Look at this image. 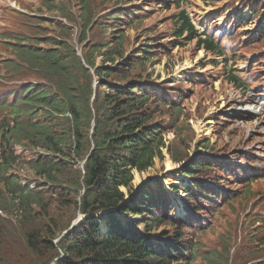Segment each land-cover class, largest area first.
Returning a JSON list of instances; mask_svg holds the SVG:
<instances>
[{
  "label": "rangeland",
  "instance_id": "obj_1",
  "mask_svg": "<svg viewBox=\"0 0 264 264\" xmlns=\"http://www.w3.org/2000/svg\"><path fill=\"white\" fill-rule=\"evenodd\" d=\"M89 1L0 0V129L11 127L14 118L10 117L16 111L34 106L28 105L32 98L8 106L12 93L34 85L64 97L61 82L67 86L68 80L42 70L45 58L41 52L56 51L65 42L63 37L70 38L74 53L63 48L67 56L60 62L80 72L75 54L88 43L115 41L119 30L109 34L100 26L125 11L130 22H126L127 15L118 21L128 37L123 45L125 57L140 49L149 51L143 66L146 71L136 68L134 72H141L156 89L166 85L167 101L177 108L158 117L164 125L162 159L154 158L153 165L143 171L130 168V185L140 187L155 178L172 191L171 185L188 183L181 179L182 165L193 162L196 167L200 158L209 160L214 165L210 172H195L220 192L218 198L212 196L208 207L195 212L197 208L187 205L183 192L176 198L173 193L168 196L174 209L169 215L185 218L190 226L187 235L196 241L191 264H208L199 252L208 258L223 253L227 264L264 263L263 0ZM181 10L189 15L196 36L212 39L222 48V56L206 53L196 38L187 41L173 36V16ZM82 27L88 34L83 43L79 40ZM95 54L97 66L103 55ZM38 66L41 69L36 71ZM79 82L85 89L88 77L81 75ZM93 85L95 89L97 79ZM6 149L12 151L9 145ZM13 149L19 157L28 153L19 145ZM19 165V177L25 173L32 183V173L23 172ZM251 178L255 179L249 182ZM120 189L126 192V187ZM168 231L162 226L153 233L163 236Z\"/></svg>",
  "mask_w": 264,
  "mask_h": 264
},
{
  "label": "trees",
  "instance_id": "obj_2",
  "mask_svg": "<svg viewBox=\"0 0 264 264\" xmlns=\"http://www.w3.org/2000/svg\"><path fill=\"white\" fill-rule=\"evenodd\" d=\"M126 15L121 11L100 26L109 34L119 30L115 41L88 43L82 46L81 55L75 54L80 72L60 62L67 56L63 48L73 52L70 38L63 37L65 42L56 51L39 50L45 58L42 70L68 80L67 86L60 81L64 97L34 85L12 93L8 106L26 98H32L28 105L34 106L16 111L12 126L0 129V264L193 261L196 244L187 235L190 226L184 218L169 215L173 210L168 196L183 192L189 207L198 212L208 207L212 196L218 198L220 192L195 172H210L214 165L204 158L195 162L196 167L193 162L182 165L181 179L188 183L171 185L173 192L158 181L137 190L130 185V168L143 171L153 165L154 158L162 159L164 125L158 117L177 108L167 101L166 85L156 89L141 72H134L136 68L146 71L143 66L149 51L140 49L139 54L125 57L123 45L128 37L118 21L123 22ZM173 24V36L187 41L196 38L197 46L206 53L223 55L212 39L196 36L185 10L173 16ZM81 32L83 43L88 34L83 27ZM98 51L103 60L96 66ZM90 69L97 77L95 89ZM81 75L88 77L85 89L79 82ZM16 145L27 155L19 157L13 149ZM19 164L23 172L32 173V183L25 173L19 177ZM78 213L83 215L80 221L67 230ZM162 226L169 230L167 235H153ZM199 256L208 264L228 263L223 253L208 258L199 252Z\"/></svg>",
  "mask_w": 264,
  "mask_h": 264
},
{
  "label": "water",
  "instance_id": "obj_3",
  "mask_svg": "<svg viewBox=\"0 0 264 264\" xmlns=\"http://www.w3.org/2000/svg\"><path fill=\"white\" fill-rule=\"evenodd\" d=\"M143 185H144V183H143ZM141 186H142V185H140V187H141ZM138 188H139V186H138ZM79 219H80V217H79ZM79 219L75 220V221L72 223L71 226H74V225L77 223V221H78Z\"/></svg>",
  "mask_w": 264,
  "mask_h": 264
},
{
  "label": "bare ground",
  "instance_id": "obj_4",
  "mask_svg": "<svg viewBox=\"0 0 264 264\" xmlns=\"http://www.w3.org/2000/svg\"><path fill=\"white\" fill-rule=\"evenodd\" d=\"M242 172V171H241ZM264 172V171H263ZM245 174V173H244ZM249 179V178H248ZM102 228V227H101Z\"/></svg>",
  "mask_w": 264,
  "mask_h": 264
}]
</instances>
